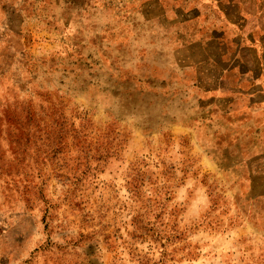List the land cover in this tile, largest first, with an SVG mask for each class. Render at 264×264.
<instances>
[{"label": "rangeland", "instance_id": "obj_1", "mask_svg": "<svg viewBox=\"0 0 264 264\" xmlns=\"http://www.w3.org/2000/svg\"><path fill=\"white\" fill-rule=\"evenodd\" d=\"M229 6L0 0V264H264V162L200 98Z\"/></svg>", "mask_w": 264, "mask_h": 264}, {"label": "crops", "instance_id": "obj_2", "mask_svg": "<svg viewBox=\"0 0 264 264\" xmlns=\"http://www.w3.org/2000/svg\"><path fill=\"white\" fill-rule=\"evenodd\" d=\"M227 2L231 11L227 15L221 10L232 25L224 33L228 40L219 42L225 61L211 64L210 87L200 97L202 109L237 117L230 128L238 149L233 154L248 150L252 163L264 162V0Z\"/></svg>", "mask_w": 264, "mask_h": 264}]
</instances>
